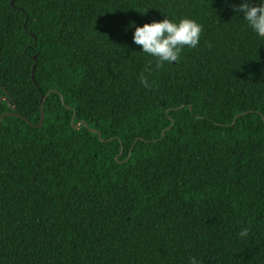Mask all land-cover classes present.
<instances>
[{
	"label": "trees",
	"instance_id": "1",
	"mask_svg": "<svg viewBox=\"0 0 264 264\" xmlns=\"http://www.w3.org/2000/svg\"><path fill=\"white\" fill-rule=\"evenodd\" d=\"M243 2L0 0V117H21L0 121V264H264V40ZM164 15L203 31L157 68L129 25Z\"/></svg>",
	"mask_w": 264,
	"mask_h": 264
},
{
	"label": "clouds",
	"instance_id": "2",
	"mask_svg": "<svg viewBox=\"0 0 264 264\" xmlns=\"http://www.w3.org/2000/svg\"><path fill=\"white\" fill-rule=\"evenodd\" d=\"M227 2L228 0H225L226 4ZM231 10L235 13L233 18L243 20L246 28L255 37L264 40V0L233 3ZM165 17L162 21H153L143 26H137L135 23L129 25L134 29L133 43L142 46V53L154 58L157 68L179 62L185 47H198L203 31L202 26L194 19L185 17L174 21ZM140 83L147 87V77L141 75ZM238 235L241 238L248 237L249 229L243 228ZM189 259L190 264H197L194 257Z\"/></svg>",
	"mask_w": 264,
	"mask_h": 264
},
{
	"label": "water",
	"instance_id": "3",
	"mask_svg": "<svg viewBox=\"0 0 264 264\" xmlns=\"http://www.w3.org/2000/svg\"><path fill=\"white\" fill-rule=\"evenodd\" d=\"M13 4H14V3H11L12 6H13ZM32 80H34V76H32ZM54 93H56V92L54 91ZM60 98H61V100L63 101V96H60ZM4 100H6V98H2V99L0 100V104H1V102L4 101ZM46 100H47V96L44 97V98H42V100H41V107H42V108H41V119H40V124H39L38 128H40V127L42 126L43 122H44V109H43V106H44V103H45ZM9 106H10V109L14 112V111H15V107H11L10 104H9ZM183 108H184V107H181L180 109H183ZM66 109L71 110V108H69V107H66ZM189 109H190V111H191V108H190V107H189ZM241 116H242V115H241ZM3 117H18V118H21V117H19L18 115H15V114L11 113V114H5V115L1 116V117H0V121L2 120ZM236 118H237V117H236ZM74 119H75V114L73 115V117H72V121H71V126H72L75 130H79L81 126H83V127H87V125H86L85 122H80V123H78L76 126H74ZM233 124H234V123H233ZM90 132H91V133H96L97 131L94 130V129H90ZM98 135H99V139H101V134L99 133ZM163 135H164V133H163ZM163 135H162V136H163ZM122 153H123V149H121V153H120V155H121Z\"/></svg>",
	"mask_w": 264,
	"mask_h": 264
}]
</instances>
